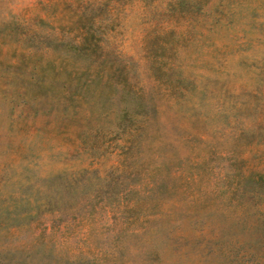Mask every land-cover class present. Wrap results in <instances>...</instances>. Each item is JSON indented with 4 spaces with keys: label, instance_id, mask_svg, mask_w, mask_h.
Instances as JSON below:
<instances>
[{
    "label": "rangeland",
    "instance_id": "1",
    "mask_svg": "<svg viewBox=\"0 0 264 264\" xmlns=\"http://www.w3.org/2000/svg\"><path fill=\"white\" fill-rule=\"evenodd\" d=\"M0 264H264V0H0Z\"/></svg>",
    "mask_w": 264,
    "mask_h": 264
}]
</instances>
